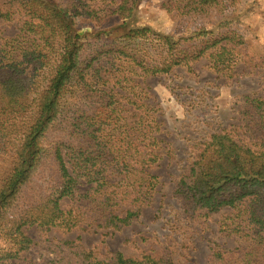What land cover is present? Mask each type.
<instances>
[{
	"label": "trees",
	"instance_id": "trees-1",
	"mask_svg": "<svg viewBox=\"0 0 264 264\" xmlns=\"http://www.w3.org/2000/svg\"><path fill=\"white\" fill-rule=\"evenodd\" d=\"M219 3L161 6L195 15ZM135 8L136 0H0V20L17 25L0 44V264H16L35 245L28 225L120 230L150 203L157 184L151 168L165 146L137 78L203 56L232 77L244 61L243 39L224 23L217 32H194L191 49L183 37L129 25ZM81 17L93 23L90 32L77 27ZM241 98L242 135L212 133L174 190L187 213L230 208L220 230L237 245L213 248L209 264H264V96ZM78 241L50 242L58 257L49 263L178 264L168 255L118 251L99 258Z\"/></svg>",
	"mask_w": 264,
	"mask_h": 264
},
{
	"label": "rangeland",
	"instance_id": "rangeland-1",
	"mask_svg": "<svg viewBox=\"0 0 264 264\" xmlns=\"http://www.w3.org/2000/svg\"><path fill=\"white\" fill-rule=\"evenodd\" d=\"M164 0H136L129 25L147 26L153 32L174 39H188L191 49L201 28L217 32L224 23L244 41L238 50L241 58L235 74H218L206 56L188 64L175 65L168 72L137 78L143 89L141 97L150 104V113L160 121L157 137L165 146L163 156L153 165L156 187L150 203L137 220L120 230L101 228L65 231L52 228L41 230L36 225L23 228L35 245L15 260L16 264H50L57 253L49 249L50 242L59 239H79L86 249L99 258L118 251L125 257L149 254L168 255L178 264H209L213 248H234L235 236L220 230V222L230 208L209 215L187 213L174 190L182 171L195 157L201 143L219 130L241 136L239 111L242 95L264 96V0H220L213 8L195 15L167 10ZM93 23L86 17L78 19L81 32H90ZM17 33L14 21L0 20V44ZM262 63L263 66L259 64ZM131 109V105H127ZM52 132L51 136H53ZM68 200H62L66 207ZM1 238V237H0ZM60 256V255H59Z\"/></svg>",
	"mask_w": 264,
	"mask_h": 264
}]
</instances>
